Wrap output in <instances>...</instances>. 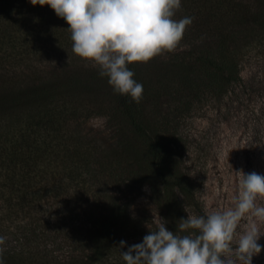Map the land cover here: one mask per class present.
I'll return each mask as SVG.
<instances>
[{
    "label": "trees",
    "instance_id": "1",
    "mask_svg": "<svg viewBox=\"0 0 264 264\" xmlns=\"http://www.w3.org/2000/svg\"><path fill=\"white\" fill-rule=\"evenodd\" d=\"M180 9L178 20L193 19L175 51L128 65L144 89L135 103L73 53L48 5L0 0V161L15 167V196L4 200L18 217L0 234L4 264H126L121 252L157 229L124 195L144 184L168 230L196 232H178L194 212L185 207H198L185 120L245 86L251 57L264 61V0H181ZM95 114L114 132L109 144L82 133Z\"/></svg>",
    "mask_w": 264,
    "mask_h": 264
},
{
    "label": "clouds",
    "instance_id": "2",
    "mask_svg": "<svg viewBox=\"0 0 264 264\" xmlns=\"http://www.w3.org/2000/svg\"><path fill=\"white\" fill-rule=\"evenodd\" d=\"M32 5H48L63 18L70 32L72 51L98 68L114 92L128 95L135 103L143 99V85L136 82L128 65L147 63L164 53L174 52L183 39L191 17L173 19L181 0H30ZM238 195L233 207L206 215L188 213L178 232L165 227L158 216L157 229L149 231L141 243L121 252L126 264H252L262 245L264 232V176L241 171ZM194 175V174H193ZM248 223L242 232V220ZM198 233V234H197ZM5 243L0 236V245ZM125 242L120 241V247ZM0 247V264H4Z\"/></svg>",
    "mask_w": 264,
    "mask_h": 264
},
{
    "label": "rangeland",
    "instance_id": "3",
    "mask_svg": "<svg viewBox=\"0 0 264 264\" xmlns=\"http://www.w3.org/2000/svg\"><path fill=\"white\" fill-rule=\"evenodd\" d=\"M179 9L173 19L182 15ZM245 86L226 98H212L196 106L186 117L184 129L188 133L186 164L196 182L198 207L193 215L199 216L217 210L233 207L238 195L241 171L244 174L256 172L264 176V61L256 56L245 62L241 72ZM82 133L100 143L114 141V132L102 114L88 117L81 124ZM15 167L10 160L0 161V234L15 228L17 218L15 207L4 198L15 196ZM194 174V175H193ZM7 192V194H6ZM126 200L130 201L133 215L152 220L157 225L161 216L158 206L149 196L146 184L137 189H125ZM264 205V201H258ZM242 220L238 232L247 226ZM264 232V227L261 228ZM258 243L264 246V235ZM236 260L235 256L231 257ZM252 264H264V247L253 256Z\"/></svg>",
    "mask_w": 264,
    "mask_h": 264
}]
</instances>
